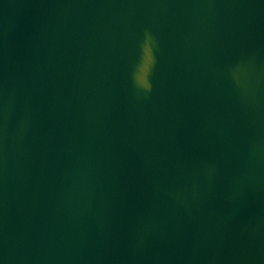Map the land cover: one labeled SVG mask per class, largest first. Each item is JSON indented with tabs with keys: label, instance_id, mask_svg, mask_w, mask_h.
Instances as JSON below:
<instances>
[{
	"label": "water",
	"instance_id": "95a60500",
	"mask_svg": "<svg viewBox=\"0 0 264 264\" xmlns=\"http://www.w3.org/2000/svg\"><path fill=\"white\" fill-rule=\"evenodd\" d=\"M0 264H264V0H0Z\"/></svg>",
	"mask_w": 264,
	"mask_h": 264
},
{
	"label": "clouds",
	"instance_id": "9594fccd",
	"mask_svg": "<svg viewBox=\"0 0 264 264\" xmlns=\"http://www.w3.org/2000/svg\"><path fill=\"white\" fill-rule=\"evenodd\" d=\"M145 87L147 88L148 86L145 85ZM213 171H214V170H213L212 168H205V169L203 170V174H204V176H205L206 178L210 179V178H211V175H212V173H213ZM174 198L177 200L178 203H181V204L184 203L183 197L180 196L179 194H176ZM149 229H150V225H147V224H146V225L144 226V231L146 232V231H148ZM142 243H143V234H141V235L137 238V247L141 246Z\"/></svg>",
	"mask_w": 264,
	"mask_h": 264
}]
</instances>
